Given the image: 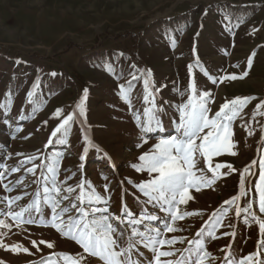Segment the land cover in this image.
Returning <instances> with one entry per match:
<instances>
[{
	"label": "rangeland",
	"instance_id": "rangeland-1",
	"mask_svg": "<svg viewBox=\"0 0 264 264\" xmlns=\"http://www.w3.org/2000/svg\"><path fill=\"white\" fill-rule=\"evenodd\" d=\"M253 53L249 69L247 61ZM108 65L112 71L107 70ZM245 71L248 75L243 79L227 78L242 76ZM145 79L149 80L148 90L155 92L156 103L166 112L163 130L153 128L152 138L141 143L137 124L146 119L151 107L144 103ZM129 81L133 84L131 106L121 99L119 87L128 89ZM190 82L198 85L197 93H210V115L226 100L256 99L233 121V147L208 162L197 154V165L206 177L214 175L215 183L201 185L200 191L189 189L192 198L178 206V214L201 215L177 221L173 227L185 230L166 233L165 238L184 239L172 246L183 249L188 247L187 239L197 238L196 233L204 228V237H200L204 239L215 222L209 218L223 207L228 213L223 226L215 231L217 238L207 241L210 256L205 264H224L229 249L234 258L253 254V264H264V232L259 229L264 213L259 211L255 187L259 161L264 157V106L256 108L264 100V0H0V172L4 174L0 200L20 195L24 198L17 204L25 206L34 199L39 181L33 183L36 177L25 170L31 165L21 167L20 162L40 155L58 167L59 181L68 176H73L68 181L73 186L91 181L105 198L111 197L108 207L112 212L119 213L127 205L139 214L145 198L128 181L138 184L150 177L135 171L133 165L139 166L138 157L152 151L161 137L175 135L173 121L179 119L175 105L187 102ZM85 88L89 90L83 104L85 116L80 117L76 105ZM182 91L186 93L183 97ZM69 114L76 117L69 131L61 130L49 142L53 130ZM85 137L96 147L84 151ZM81 155L85 160H80ZM253 160L257 163L245 173ZM216 164H231L233 170L216 169ZM14 166L21 170L12 173ZM40 172L37 169L36 175ZM6 184L14 190L5 191ZM105 184L109 185L107 193ZM25 192L29 195L24 196ZM236 195H240L237 204L241 208L251 204L249 212L255 219L249 212L237 214L235 205L223 203ZM13 210L19 209L14 206ZM160 215L162 219L152 222L157 226L163 224L164 214ZM3 220L8 227L0 226V243L19 244L31 254L0 247L2 264H41L42 260L45 264H71L72 260L99 264L71 237L44 226L40 217L36 223H21L9 216Z\"/></svg>",
	"mask_w": 264,
	"mask_h": 264
},
{
	"label": "snow or ice",
	"instance_id": "snow-or-ice-1",
	"mask_svg": "<svg viewBox=\"0 0 264 264\" xmlns=\"http://www.w3.org/2000/svg\"><path fill=\"white\" fill-rule=\"evenodd\" d=\"M254 55L255 53L248 58L249 69L252 66ZM196 65L199 67L198 59ZM189 67L191 68V66ZM107 70L112 71V66L108 65ZM147 75L151 77V70H148ZM247 75L248 72L245 71L242 76L231 75L227 78L231 80L243 79ZM215 82L214 80L213 83ZM148 84L149 80L145 79L144 103L150 104L151 107L146 110V119L137 124L138 131L142 133L141 143H147L148 139L152 138L149 133L153 128L163 130V117L166 112L162 105L156 103L155 92L148 90ZM119 87L122 93L121 99L131 106L132 81L128 82V89H125L124 85ZM197 88L196 83L190 82L187 86L189 93L187 102L175 105V110L179 115V119L173 121L175 135L167 138L161 137L158 143L153 146L152 151L138 157L139 166L133 165L135 171L138 173L147 172L150 177L138 184L132 180L128 181L130 184H134L145 198L144 207L139 214L132 212L127 205H124L119 213L112 212L108 207L111 197L105 198V195L91 181L85 180L75 186L68 184L73 176L59 181L57 179L58 167L54 163L50 164L47 157L41 159V156L37 155L26 157L20 162L21 167L31 165L25 170L36 177L33 183L39 181L37 190L33 193L34 199L25 206L17 204L24 198L20 195L0 200V226L8 227L3 220L4 216H9L14 221L21 223H36V218L40 217L43 219L44 226L55 229L62 237H71L83 249L84 253H87L91 258H96L99 264H205V258L210 256L206 251L207 241L217 238L215 231L223 226V219L227 216L228 209L221 207L218 210L219 214L214 213L209 219H214L215 222L207 231V237L200 239V237H204L205 233V229L202 228L196 233L197 238L187 239L188 247L186 248L172 247L177 243H184V239L165 238V234L184 231L183 227H173V225L186 216L201 215L199 212L178 214V206L192 198L189 196V189L194 188L196 191H200L201 185L207 186L215 183V176L206 177L203 170L197 165V154L202 156L205 162H208L213 156H219L225 149L233 147L230 140L233 135L231 130L233 121L249 101L256 98L236 97L226 100L214 115H210L209 101L212 97L207 91L197 93ZM88 91L87 88L83 90L84 95L76 105L80 117L85 116L83 104ZM185 94L183 91L180 92L181 97ZM194 94L198 96L195 100ZM149 97L152 99L150 100ZM262 106H264V100H261L256 108L260 109ZM60 111L58 109L56 114L58 115ZM74 119H76L74 114H69L63 119L61 124L53 130L49 142H52L54 137H58L61 130L69 131ZM136 120H141L139 114H137ZM205 129L208 130L206 133ZM249 135L252 133L249 132ZM85 141L87 147L84 151H87L89 147H96L90 138L85 137ZM137 146L140 147L141 144ZM231 154L235 155L236 153ZM105 156L110 160L106 153ZM38 160L39 164L36 163ZM80 160H85V156L81 155ZM256 163L257 161L253 160L244 172H250L251 167ZM21 167L14 166L10 171L18 172ZM215 168L233 170L231 164H216ZM259 168V179L255 187L259 194V211L264 213V157H261L259 161ZM37 169H41L39 176L36 175ZM209 171L214 173L211 167H209ZM3 177L4 174L0 172V179ZM18 183H22V181H18ZM103 187L104 193H107L109 185L105 184ZM243 187L244 174L241 175V188ZM4 189L8 192L14 190L10 184L4 185ZM27 195L29 194L25 192L24 196ZM241 195H247V192H242ZM238 200H240V195L233 196L223 203L235 205L237 214L249 212L251 204L249 203V207L241 208L237 204ZM98 203H102L103 207H97ZM14 206L19 210L14 211ZM153 209L156 211L153 212ZM160 214H164L163 224L157 226L152 222L162 219ZM249 215L255 219V214L249 212ZM205 224H208V221H205ZM259 229L264 232V221L259 222ZM32 243L36 247V242ZM40 243L46 242L41 240ZM0 247H6V250L13 253L18 251L29 253L28 248H23L19 244L5 246L0 243ZM47 247L53 248V243L47 242ZM165 248L169 250H163ZM37 250L40 249L37 248ZM60 255L65 260L69 259L66 254ZM255 255H259V253ZM41 264H45V261L42 260ZM71 264H81V261L72 260ZM85 264H92V262L86 261ZM224 264H253V254L243 258H234L229 249V252L225 254ZM256 264H261V262L256 261Z\"/></svg>",
	"mask_w": 264,
	"mask_h": 264
}]
</instances>
